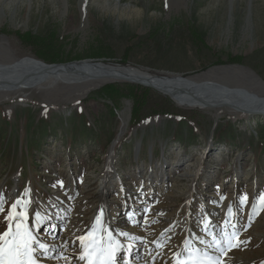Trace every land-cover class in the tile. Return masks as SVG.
<instances>
[{
  "label": "rangeland",
  "instance_id": "374dc122",
  "mask_svg": "<svg viewBox=\"0 0 264 264\" xmlns=\"http://www.w3.org/2000/svg\"><path fill=\"white\" fill-rule=\"evenodd\" d=\"M0 49L43 65L96 60L164 77L231 66L241 71L233 74L244 81L240 90L264 97V0H0ZM86 80L72 88L40 79L27 101L21 92L0 103V194L7 201L0 234L10 205L30 201L28 215L35 210L49 221L35 229L47 243L50 219L64 208L68 214L54 234L73 251L42 264L76 259L78 237L102 211L107 191V209L117 220L126 217L120 211L128 203L126 214L144 212L135 230L118 231L134 230L129 244L142 231H163L156 242L139 234L163 256L159 264H175L173 254L190 233L203 235L205 222L219 226L216 232L239 233V247L221 256L222 264H264V209L248 219L257 194L264 195V115L181 107L154 88L126 81L91 87ZM109 85L111 95L102 91ZM195 162L193 176H185ZM149 183L155 197L148 206L133 205L129 192ZM242 196L249 203L237 212ZM229 205L235 229L224 224ZM149 245L137 249L145 253ZM126 255L123 248L120 256Z\"/></svg>",
  "mask_w": 264,
  "mask_h": 264
},
{
  "label": "bare ground",
  "instance_id": "6f19581e",
  "mask_svg": "<svg viewBox=\"0 0 264 264\" xmlns=\"http://www.w3.org/2000/svg\"><path fill=\"white\" fill-rule=\"evenodd\" d=\"M3 57H8V59L4 60ZM113 66L114 65L109 64L107 67H94L89 64H83L65 67L63 63H61V65H43V62L31 55L26 57H18L17 55H11L8 51L6 52L3 49H0V103L7 102L8 100L14 101L15 99L11 95H16L18 93L20 94L21 92L26 94L21 97V100L27 101L30 96L27 95V93H31L35 89V87L39 86L40 79H47L50 85L55 86L59 85V83L62 81L67 85H72V88L83 85V82L85 81V79H87L86 83H90L89 86L91 87L106 85L107 83L126 81L136 85L139 84L146 88H150L148 87V85H151L155 87L154 89H167L176 95H174L173 100L181 107L186 106L189 108H200L206 110L218 109L217 111H224L235 116L240 114L244 116H256L264 114V97L259 94H253L240 90L237 86L244 84V81L241 80L242 82L237 83V75L233 74H236L237 72L239 73L241 71L231 66L225 68H216L210 71V73H207L203 76L199 75L198 77H182V75L178 76L175 74H169L164 77L163 75H151L148 73V71L146 72L138 67L121 68L117 66V68L116 66ZM218 73H225V75L219 76L221 74ZM34 80L37 82H34ZM252 91L254 90L252 89ZM181 97H183V99H176ZM238 110H240V112ZM127 124L128 123H126V126ZM193 165L194 169L187 170L185 176H190V174L193 176V174L195 173L194 170L198 166H200V163L195 162ZM102 185L104 186L105 182ZM141 187H143L145 190L141 188V191H137L135 193L129 192L127 196H133L132 198H134V200H130L133 205L134 203H137V205H141L142 203L148 206L147 202L150 203L152 200L151 197H155L154 194L156 185H154L153 183H149L147 185L144 184ZM106 192L107 191H103L102 195V211L98 212L96 216L92 218L91 224L87 228L90 229V227L95 224L96 218L99 217L102 221V227L113 231L115 239L120 242L121 248H126L127 259L125 261L127 262V264H155L153 260H155L156 258L158 259L156 264H159V261L163 258V256L155 254L154 251H150V249H152L154 245L150 246V243L147 241L152 240L153 242H156L163 231L158 232L157 234H155V232L154 234L150 235L148 232L142 231L139 234L145 237L147 241H145L143 237L141 238L138 234L135 237V239L138 240L129 244V241L127 242V240L130 238V235L134 236V233L132 231L136 229L135 227L140 226L142 215L144 212L139 211L135 214H126L130 205V203H128L127 207L120 211L121 215L125 214L126 217L117 220L116 217L110 216V213L107 209V199L105 195ZM56 214H60L61 216L57 220H53L52 218L53 221H51L50 219V222H55L51 226H54L56 222L60 220L64 222L66 218L65 214H68V212L67 209L62 208L61 210L58 209V213ZM127 226L134 228V230H131V228L129 230H125V232H128L127 237L122 238L120 235H117L119 230L124 231ZM52 229L53 228H51V230ZM157 229H152V231H157ZM210 229L211 231L216 232L215 227H211ZM55 231L56 229H53V231L51 232L50 237H48L47 244L56 245L59 255L61 256L65 255L66 252L73 251V247L71 246V244L67 246L66 244H64L65 237L58 238L59 232L56 235L54 234ZM52 236H55L56 239L52 240ZM195 237L196 236L193 233H190V237L188 239H192L197 246L198 243L196 242ZM205 237L206 240L209 241L212 239L210 236ZM49 240L51 241V244L49 243ZM235 240H232L231 243H235ZM142 244L145 245V247L149 245V249L145 253H141L140 249H137V247H140ZM65 246L67 248H65ZM52 254L55 255L56 253ZM216 255L220 256L219 253H216ZM58 261L59 260H57V262ZM237 261L239 260L237 259ZM60 264L79 263L76 259H66L64 261H61Z\"/></svg>",
  "mask_w": 264,
  "mask_h": 264
},
{
  "label": "snow or ice",
  "instance_id": "6c2138e0",
  "mask_svg": "<svg viewBox=\"0 0 264 264\" xmlns=\"http://www.w3.org/2000/svg\"><path fill=\"white\" fill-rule=\"evenodd\" d=\"M6 202V198L0 194V212L4 210ZM29 203L30 201L16 200L10 205L9 213L6 216L8 228L0 234V264H42L45 259L60 258L56 245H49L42 241L39 233L35 230L37 224L41 227L47 224V217L35 210L29 216L27 212ZM248 203L247 196L238 197L236 211L239 212L241 206ZM18 209L22 210L18 211ZM262 209H264V195L257 194L251 204L248 215L249 222ZM227 213L228 218L224 224L235 229V225L231 224L233 217L231 205L228 206ZM28 219L33 221L31 226L27 223ZM49 227L54 229V226L49 225ZM204 229L203 235L195 237L196 242L203 247H197L192 239H185L182 242V250L173 254L175 264H222L220 256L226 255L227 251L232 248L239 247V243H231L232 240L238 238V231L233 230L229 233L220 229V232H213L207 222L204 224ZM117 235L127 236L128 233H118ZM205 236H210L212 239L205 240ZM51 238L52 240L56 239L55 236ZM78 240L79 254L76 259L83 264H127L124 258L119 255L123 250L120 242L115 239L113 231L102 227L99 217L96 218L95 224L85 235L78 237ZM157 246L162 247L163 244L158 243ZM216 253H219L220 256Z\"/></svg>",
  "mask_w": 264,
  "mask_h": 264
},
{
  "label": "water",
  "instance_id": "95a60500",
  "mask_svg": "<svg viewBox=\"0 0 264 264\" xmlns=\"http://www.w3.org/2000/svg\"><path fill=\"white\" fill-rule=\"evenodd\" d=\"M83 64H89V65H92L94 67H100V66L107 67L109 64L114 65L113 67H115V66L117 67L118 66L117 64H113V63H109V62L105 63L104 61H96V60H91V61L90 60H82V61H76V62H72V63H64L63 65H65V67H68V66H72V65L76 66V65H83ZM148 87H150L152 89L155 88L154 86H151V85H148ZM156 89H158V88H156ZM158 90H160L161 92H163L166 95H170L171 97H174V95H175L174 93H172L171 91H169L167 89H158ZM176 99L180 100V99H183V97L176 98ZM238 111L240 112V110H238ZM262 115H264V114H262Z\"/></svg>",
  "mask_w": 264,
  "mask_h": 264
},
{
  "label": "trees",
  "instance_id": "16d2710c",
  "mask_svg": "<svg viewBox=\"0 0 264 264\" xmlns=\"http://www.w3.org/2000/svg\"><path fill=\"white\" fill-rule=\"evenodd\" d=\"M27 35H29V34L22 35V37H24L23 39L26 40V41L30 38V37H27ZM114 88L115 87L113 85H109L105 89H103L102 91H106L108 94L111 95V94L115 93L113 91V90H115ZM134 109H135L134 110V114L132 115V118H133L132 124L136 126V125H138V122H137L138 116L136 115V113H138V109H139L138 105H136V102H135V108Z\"/></svg>",
  "mask_w": 264,
  "mask_h": 264
}]
</instances>
